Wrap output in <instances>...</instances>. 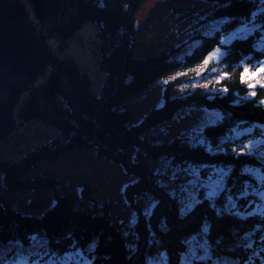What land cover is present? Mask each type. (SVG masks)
<instances>
[{"label": "trees", "instance_id": "trees-1", "mask_svg": "<svg viewBox=\"0 0 264 264\" xmlns=\"http://www.w3.org/2000/svg\"><path fill=\"white\" fill-rule=\"evenodd\" d=\"M24 1L40 29L48 0ZM149 1L60 0L47 14V43L58 41L59 51L84 24L97 27L90 50L104 77L96 89L73 60L57 57L36 95L28 92L20 121L48 117L59 134L21 159H0V264H264V88L248 87L259 79L251 77L252 66L264 61V0H205L206 18L197 24L221 23L197 34L200 43L189 54L170 43L154 54L135 55L138 15ZM187 9L175 7L170 17L187 15ZM241 27L248 33L221 45ZM217 46L224 50L219 61L199 76L189 71ZM245 65L250 72L242 83ZM160 83L162 105L134 114ZM193 108L220 117L192 139L175 135L174 121ZM87 152L136 178L124 192L136 215L131 230L110 221L108 207L91 196L88 185L73 200L56 193V174L24 176L40 162ZM214 170L222 182L217 195L208 197L202 182ZM186 188L196 198L185 209ZM46 190H54L53 204L35 214ZM138 198L152 203L153 211L147 213Z\"/></svg>", "mask_w": 264, "mask_h": 264}, {"label": "rangeland", "instance_id": "rangeland-1", "mask_svg": "<svg viewBox=\"0 0 264 264\" xmlns=\"http://www.w3.org/2000/svg\"><path fill=\"white\" fill-rule=\"evenodd\" d=\"M23 10L28 24L32 25L31 35L22 47L21 51L30 56L26 61H34L39 58L42 42L39 36L40 29L33 26L34 23L29 17L31 12L24 0H15ZM55 3L49 5V10ZM47 6V5H46ZM192 6V8H190ZM175 7H184L187 9V15L175 12L173 19L170 12L173 13ZM205 0H152L147 2L138 15V46L135 48V55L154 54L170 43L182 45L184 47L182 55L189 54L191 50L200 43V40L194 41L195 36L199 33L206 34L219 27L221 21L207 23L205 21L197 24L206 18ZM168 16V18H167ZM167 18L166 20H163ZM159 19L161 21H159ZM157 20V23H153ZM51 24L44 23V35L49 34ZM192 25L194 28L186 31ZM97 27L92 23H86L79 29L74 37L68 41V47L64 51H59V43L48 42L49 52L63 60H73L82 72L88 74L98 88L100 76L104 73L99 68L97 58L89 50L96 47L97 40L95 33ZM186 31V32H185ZM248 28L241 27L231 32L223 41L228 45L235 38L248 33ZM88 48V49H87ZM40 50V51H39ZM224 55L221 48L219 58L212 61H219ZM46 64L41 70H38L37 78L34 82V89L31 87L32 78H28L25 84L19 83L18 96L14 100L13 115L16 118V127L12 134L0 142V159L18 160L33 150L59 134V130L53 124H49V119L45 115L43 121L32 120L30 122H21V107L28 98V92L36 95V89L45 81L52 68L51 59L46 56ZM210 61V63L212 62ZM209 63V64H210ZM181 90L177 91L179 93ZM164 83L157 85V88L151 93L146 100L132 109L134 114H139L148 108L161 106L163 103ZM37 105L39 101L37 100ZM1 110V109H0ZM220 114L217 111L207 110L204 108H193L190 111L180 113L177 120L174 121V134L177 136L194 138L201 130L209 124H213L219 119ZM59 119V118H56ZM60 121V120H59ZM61 122V121H60ZM48 172L56 174L61 186L57 189L58 194L70 196L73 200L81 198L83 185H88L91 189V196L108 207L110 221L121 231H129L135 222L136 215L126 202L124 195L126 187L136 181V178L129 174L121 165L115 164L104 158H98L94 152L83 154H61L50 162H40L38 165L24 173L25 177L33 178L41 173ZM220 170H214L208 176L202 186L208 188L206 195L213 197L217 195L222 178L219 176ZM192 175L199 178L198 170H193ZM3 178L0 177V185ZM54 190H46L42 193L44 206L37 209L34 213L41 214L48 206L53 204ZM187 194L184 200L185 209L192 207L196 195L186 188ZM138 203L147 213L153 211V204L147 200L138 198ZM75 206V205H74ZM31 213V210L27 211Z\"/></svg>", "mask_w": 264, "mask_h": 264}, {"label": "water", "instance_id": "water-1", "mask_svg": "<svg viewBox=\"0 0 264 264\" xmlns=\"http://www.w3.org/2000/svg\"><path fill=\"white\" fill-rule=\"evenodd\" d=\"M60 0H56L53 7L46 12L43 8V17L40 21L39 36L42 49L39 58L26 61L30 56L21 49L30 37L32 25L28 24L25 14L15 0H0V142L8 138L16 127V118L13 115L14 100L18 96L19 77L25 73L32 78L31 87L38 70L46 64L48 56L53 65L55 55L49 52L47 39L51 36L44 35V23L47 14L56 9Z\"/></svg>", "mask_w": 264, "mask_h": 264}, {"label": "snow or ice", "instance_id": "snow-or-ice-1", "mask_svg": "<svg viewBox=\"0 0 264 264\" xmlns=\"http://www.w3.org/2000/svg\"><path fill=\"white\" fill-rule=\"evenodd\" d=\"M225 43V41H221V45H223ZM221 55V46H217L216 49H214L212 52H210L208 54L207 57H205V59L203 60V62L198 65L196 68L194 69H190L189 71L195 72L196 75H201V73L207 68L208 64L210 63V61H212L213 59L219 58V56ZM252 68L254 70H251V77L255 78L257 76H259V79L255 80V83H248V87L250 89H255L257 87V85H259L261 88H264V61H260L257 65L252 66ZM213 71H215V69H213ZM250 72V67L248 65H245L243 68V72L241 73V82L242 83H247V81L245 80V76L246 74H249ZM187 73H178L177 75H186ZM170 79H175V77H171ZM168 81H165V83H167ZM204 87H207V85H203ZM224 91H227V89H224ZM251 97H255L256 96V92L255 91H251L248 94ZM261 103H264V101H261ZM247 147V145L245 146ZM243 148L240 149L241 152H243ZM235 151V149H234Z\"/></svg>", "mask_w": 264, "mask_h": 264}, {"label": "bare ground", "instance_id": "bare-ground-1", "mask_svg": "<svg viewBox=\"0 0 264 264\" xmlns=\"http://www.w3.org/2000/svg\"><path fill=\"white\" fill-rule=\"evenodd\" d=\"M56 2V0H48L47 1V3H46V12H48V8H49V5H51V4H53V3H55ZM88 49V48H87ZM89 50H90V48H89ZM40 51V50H39ZM29 77H27L26 75H25V73L23 74V73H21L20 74V77H19V83H22V84H25L26 83V81H27V79H28Z\"/></svg>", "mask_w": 264, "mask_h": 264}]
</instances>
